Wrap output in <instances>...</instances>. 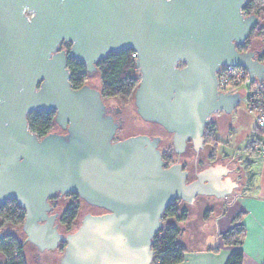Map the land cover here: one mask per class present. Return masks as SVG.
I'll list each match as a JSON object with an SVG mask.
<instances>
[{
    "label": "water",
    "instance_id": "1",
    "mask_svg": "<svg viewBox=\"0 0 264 264\" xmlns=\"http://www.w3.org/2000/svg\"><path fill=\"white\" fill-rule=\"evenodd\" d=\"M247 2L0 0V206L16 200L25 211L24 245L45 253L65 243L61 264H152L174 200L236 196L238 182L219 171L187 183L181 163L166 168L160 137L116 141L123 121L109 114L99 89L72 87L68 57L93 77L100 60L133 50L137 115L171 134L177 154L189 141L199 153L214 115L232 117L245 103V88L218 89L220 68L242 67L256 84L264 81L257 52L238 49L259 22L244 15ZM33 111L56 112L61 131L32 132ZM67 193L108 213L81 211L76 229L64 234L50 198Z\"/></svg>",
    "mask_w": 264,
    "mask_h": 264
},
{
    "label": "trees",
    "instance_id": "2",
    "mask_svg": "<svg viewBox=\"0 0 264 264\" xmlns=\"http://www.w3.org/2000/svg\"><path fill=\"white\" fill-rule=\"evenodd\" d=\"M251 4L264 12L263 0H251ZM256 38L264 40V30L260 27L251 32L249 43ZM62 48L70 49V44H62ZM239 51L245 52L238 47ZM135 52L125 49L118 53H111L97 64L96 76L99 80V90L104 98H118L123 105H127L140 83V71L136 67ZM259 58V57H258ZM260 60V59H259ZM262 60V61H261ZM260 61L264 63V58ZM68 68L71 72L70 82L77 89L90 84L92 77L88 76L85 63L68 57ZM54 111H33L28 115L29 127L32 132L44 137L52 131L60 129L55 122ZM256 129L262 133L256 126ZM76 195V194H75ZM72 202L62 214L61 224L67 230L77 226L80 215V202ZM187 211L180 209L178 204L172 203L163 216V229L157 234L153 244L155 257L152 264H179L184 260L185 248L180 242L181 229L178 223L185 220ZM25 221V211L19 207L16 200H9L0 206V231L6 227H20ZM236 222L239 218H236ZM4 238L0 240V264H29L24 240L16 232L2 231ZM245 238V227L235 224L222 235L225 245L234 247L226 264H243L244 251L242 245Z\"/></svg>",
    "mask_w": 264,
    "mask_h": 264
},
{
    "label": "flooded vegetation",
    "instance_id": "3",
    "mask_svg": "<svg viewBox=\"0 0 264 264\" xmlns=\"http://www.w3.org/2000/svg\"><path fill=\"white\" fill-rule=\"evenodd\" d=\"M264 3V0H263ZM264 8V6H263ZM245 16H256L259 18V22L256 23L251 31L250 35L247 38V41L244 45L239 46V48L243 51H256L259 59L261 60L264 58V40L261 38H256L253 42L249 43L251 37V32L253 29L260 27L264 30V12L260 13V11L257 9V7L253 6L251 4V0H248L247 4L242 9ZM262 61V60H261ZM98 77L96 74L92 77V79L89 81L90 85L99 89V85L94 86L92 84L93 79H97ZM140 80H141V74H140ZM104 101L107 105L109 114L112 115L115 119L122 120L123 123L120 126V129L117 132L116 135V141L124 140L126 138L137 136V135H146L151 138L154 137H160V149L162 151L163 159L166 162V168L170 167L176 163H181L183 165V169L187 170L189 172V176L187 179V183H192L197 179V176L204 170H216L219 171L222 175V179H226L227 177L232 178L234 181H239L240 176H246L245 172L243 170H247L248 165L246 163L242 164L243 170L237 169L236 159L234 156L236 154L227 152L226 149H220L221 144V137L225 135H231L233 134L234 126L237 125L239 122H242V119L244 118L242 115L244 114V111L239 110L237 113H235L232 117L224 115V114H215L216 116V122L209 123L204 132V147L200 150L199 153H196L194 150V147L192 146L191 141L188 142V146L186 148V151L183 154H177L174 151V147L172 145V135L167 133L161 126L155 124L158 131L154 132H135L131 133V130L129 128L128 118H129V110L130 112L133 110L135 113L134 108V101L133 97L131 98L130 102L127 105H123L122 102L118 98H104ZM245 104L246 103V94L244 96ZM248 108V107H247ZM238 109V108H237ZM236 109V110H237ZM138 117V116H137ZM139 118V117H138ZM140 119V118H139ZM142 121V119H140ZM144 122V121H143ZM58 132L61 131V129L57 130ZM119 134V135H118ZM259 140H254L250 142L246 146V151L252 152L251 146L255 142ZM228 145L227 148L230 146L228 143H224L223 145ZM254 153V152H253ZM231 167V171L227 174H224L223 168ZM213 174H216V172H213ZM209 175V178L214 177L215 175ZM75 194L67 193L63 196H55L50 198V203L53 207L51 214H57L58 219L56 220V223H58L59 231L66 234L72 230H67L66 227H64L61 224L62 214L66 210V208L75 201ZM233 195L230 197H226L223 199H215L213 197L205 196V195H197L193 203H187L183 200H174L173 203L178 204L180 209L187 211V213L191 212L190 207L193 205H196L200 202H203L204 205V211L202 215H207L212 210H222L225 208L229 202L232 200ZM77 201L80 202V212L81 207L83 205V201L79 198H77ZM90 213L93 215H102L105 213H108V211L98 208L95 206H88ZM26 238L24 239V241ZM26 251H30V256L27 252L28 260L31 258L34 262L37 264H61L60 261V254L64 251L66 244L62 243L59 245L57 250L49 251V252H40L36 250L34 245L27 243ZM32 249H31V248Z\"/></svg>",
    "mask_w": 264,
    "mask_h": 264
},
{
    "label": "crops",
    "instance_id": "4",
    "mask_svg": "<svg viewBox=\"0 0 264 264\" xmlns=\"http://www.w3.org/2000/svg\"><path fill=\"white\" fill-rule=\"evenodd\" d=\"M243 113L246 118L247 114ZM255 140H264V135H258ZM246 152L247 157L238 153L234 156L237 169L242 170L244 163L248 167L243 170L246 176L236 181L239 192L229 204L217 213L214 210L200 216L187 213L186 219L178 223L180 242L186 250L179 264H226L236 248L225 245L222 235L237 223L245 227L243 264H264V158Z\"/></svg>",
    "mask_w": 264,
    "mask_h": 264
},
{
    "label": "rangeland",
    "instance_id": "5",
    "mask_svg": "<svg viewBox=\"0 0 264 264\" xmlns=\"http://www.w3.org/2000/svg\"><path fill=\"white\" fill-rule=\"evenodd\" d=\"M92 84L94 86H97L99 83L98 78L97 79H93ZM135 108V107H134ZM239 110L244 111L247 114V117L244 118L243 122H239L237 125H235L233 128V134L231 135H225V136H220L221 137V144H220V149H226L227 152L230 153H238L241 155V157H247L248 154L246 152V146L254 141L256 139V137L258 135L263 136L262 133H259V131L256 129V120H255V114L251 113L248 108L247 105L244 103L243 105H241L235 113H237ZM133 110L130 112L129 110V118H128V123H129V128L131 130V133H135V132H154V131H158L159 129L157 128V126L154 123H149V122H143L140 121V117L137 115L136 111L135 113ZM140 118H138V117ZM119 135V134H118ZM223 142L230 144V146L227 148V144L223 145ZM204 203L200 202L196 205H193L190 207L191 209V214L192 215H197L200 216L203 214L204 211ZM81 211L82 213H87L90 212L88 206L86 204L83 203L82 207H81ZM220 210H214V212H219ZM77 227V226H76ZM11 231V232H16L17 234L20 235V237L22 238V240H24L26 238L25 234L23 233V231L20 229V227H6L3 228L2 231ZM76 229V228H74ZM73 229V230H74ZM25 246H27V244H25ZM27 248V247H26ZM31 248V247H30ZM32 249V248H31ZM28 252V251H27ZM29 256H30V251L28 252ZM29 264H37L36 262L33 261V259H29Z\"/></svg>",
    "mask_w": 264,
    "mask_h": 264
},
{
    "label": "built area",
    "instance_id": "6",
    "mask_svg": "<svg viewBox=\"0 0 264 264\" xmlns=\"http://www.w3.org/2000/svg\"><path fill=\"white\" fill-rule=\"evenodd\" d=\"M218 80V89L223 93L246 89L248 110L255 114L256 126L264 135V81L256 84L246 69L234 66H222ZM251 150L264 158V140L252 144Z\"/></svg>",
    "mask_w": 264,
    "mask_h": 264
}]
</instances>
